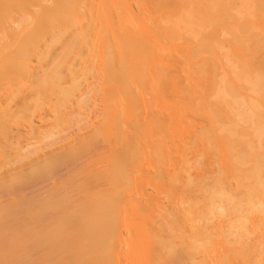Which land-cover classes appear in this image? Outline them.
Wrapping results in <instances>:
<instances>
[{"label":"bare ground","instance_id":"bare-ground-1","mask_svg":"<svg viewBox=\"0 0 264 264\" xmlns=\"http://www.w3.org/2000/svg\"><path fill=\"white\" fill-rule=\"evenodd\" d=\"M0 69L29 93L16 116L40 125L15 133L19 194L163 210L158 235L111 225L95 252L212 264L253 231L264 243V0H0ZM58 129L62 149L22 145ZM122 228L141 241L117 245Z\"/></svg>","mask_w":264,"mask_h":264},{"label":"rangeland","instance_id":"rangeland-1","mask_svg":"<svg viewBox=\"0 0 264 264\" xmlns=\"http://www.w3.org/2000/svg\"><path fill=\"white\" fill-rule=\"evenodd\" d=\"M0 71L2 70L0 69ZM2 74L3 72L0 76ZM9 75L11 77V79H9L11 81L10 84H8L7 87L4 83H1L2 85L0 84V109L3 108L0 110V114H2L0 119L4 117L0 120V248L2 247L3 255L7 254L8 257L10 254H13L12 258L19 255V259L17 262L14 261L13 263L10 261L8 264H66V262L72 264H163V257H160L163 254V246H156L158 250L156 248L154 252H148L149 254H147L148 250L145 249L146 254H143V257L140 255L143 252H140V254H138V252L137 255L133 251V254L136 255L132 257L133 259L129 258V260L125 258V255H123V257L125 256L124 259H119V257H117V255L119 256V254H117L118 252L116 253L117 255H112L113 253H108L109 251L105 250V248L104 250L107 251L106 253L103 251L100 253H98L99 251H94L97 242L103 239L104 230L111 225L123 226L125 223L130 221V223H132L134 221L138 224L134 226V228L138 229L139 226L141 228V232H138L139 230L137 231V229L134 231V233H139L138 235L133 232L131 235L127 229L124 231L122 228V234L124 235H119L117 237V239L119 238L118 240L121 238L120 241L117 240V245H119L122 240L121 243L129 240L131 236L133 237L131 239H134V235H136V237H145L148 236L149 233L153 234L154 230H156L154 234L158 235L156 232L158 233V230L162 227L163 210L161 212V210L157 211L155 209L156 212H154L152 211L154 208L152 210L148 208V210L152 211L150 212L151 214L145 212L147 208L145 209L142 206L147 207V204H142L145 203L146 198H143V200L142 198L140 200L139 198L128 200V198L125 197L116 198L110 196H98L96 198L80 196L61 198H45L40 196L39 198V196H36L34 198V194L32 195L33 198H29L30 194L28 195L29 197H26L27 195L22 196L21 194L23 193H18L19 190L22 192L21 186L19 189L16 186L21 185L23 176L20 178L18 174L19 165L17 163V157H19L18 148L21 147L18 142L15 141L17 140L15 138V133L24 130L32 121L35 123L37 120L35 116L31 114L28 115L27 113L25 117H20L18 114L16 116V109L22 100L21 96H26L29 93L24 95L27 91H23V89L19 88L17 85L18 81L16 82V76H12V74ZM19 90H21V92ZM4 107L6 109L8 108V110L4 111ZM95 107V109H97L98 106ZM33 109L34 108L31 106L28 112L33 111ZM4 112L8 114L5 115L3 114ZM93 113L94 112H92V114ZM91 117L94 118L93 115H91ZM93 118H91V120ZM84 121L86 122V120ZM84 121L83 123H85ZM88 121L90 122V120ZM35 125L38 126L39 123H35ZM80 125H78L79 128H81L80 130L78 126H75L70 127L72 129H64L67 131L65 132L62 129L67 127L65 125H61L63 127L59 129L61 132L62 130L64 131L63 133L65 134L63 135L65 138V135H72V138H70L72 140L74 137H80L88 132V129L84 128V124H82L83 128ZM59 129L55 131L58 132ZM59 133L57 134L59 135ZM57 134L55 133L50 136L43 135L40 140L33 137L32 139L27 138L29 140L23 138L24 141L22 139V145L25 146V144L28 143L40 145L43 149V153L49 154L53 150L62 149L63 146L66 145V142L62 139V133H60L62 137L59 135L61 138L58 136V141ZM61 139L63 140L62 142L60 141ZM27 165H23L25 169L29 168ZM25 172L27 171L25 170ZM27 175L30 176L29 174ZM24 197H26V199ZM146 202L150 204L149 200H146ZM161 203L163 204V200ZM132 204H135V206L136 204L138 205V207H136L137 210ZM87 207H91V211ZM56 209L61 211L58 210L60 214H53ZM48 216H51L53 219ZM134 222L133 225L135 224ZM157 224H160V226H157ZM153 228L155 229L152 231ZM99 231H103L102 235ZM98 232L99 234H97ZM259 233V231H253L249 235L250 242L248 246H241L236 249L235 253L227 255L225 260H215L212 264H264V243L260 242V239H258ZM128 236L130 237L127 238ZM124 238L126 239L125 241ZM136 239L137 238L134 239L135 242L138 240L141 241V239ZM131 241L132 240H130V242ZM126 242L131 245L128 241ZM126 242L120 247L128 249V247H126V245H128ZM97 250L99 249H96V251ZM121 251H124L123 253L126 254L125 250ZM121 254L120 257L122 256ZM134 258L135 262H133ZM5 262L4 260H0V264H7V262Z\"/></svg>","mask_w":264,"mask_h":264}]
</instances>
